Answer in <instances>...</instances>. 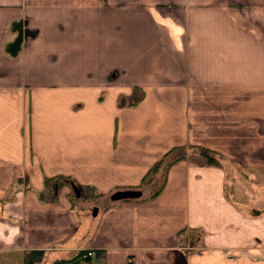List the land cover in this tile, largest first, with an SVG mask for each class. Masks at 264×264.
I'll list each match as a JSON object with an SVG mask.
<instances>
[{
    "label": "crops",
    "instance_id": "crops-1",
    "mask_svg": "<svg viewBox=\"0 0 264 264\" xmlns=\"http://www.w3.org/2000/svg\"><path fill=\"white\" fill-rule=\"evenodd\" d=\"M81 250L264 264V0H0V254Z\"/></svg>",
    "mask_w": 264,
    "mask_h": 264
},
{
    "label": "trees",
    "instance_id": "trees-1",
    "mask_svg": "<svg viewBox=\"0 0 264 264\" xmlns=\"http://www.w3.org/2000/svg\"><path fill=\"white\" fill-rule=\"evenodd\" d=\"M199 152L200 154L204 155L209 162H215L214 157H213L214 155H212L213 154L212 152L206 149H202V148L199 149ZM163 162H164V158L156 162L153 165V167H151L147 175H145V177L143 178V183L149 181L150 175L153 176L156 173V171L160 168V166L163 165ZM17 181L18 179L15 180V184ZM42 254H43L42 251L27 252L25 254V259H24L25 264H36L41 259ZM34 260L36 261L34 262ZM90 261H91V252L86 251V250H81V251H78L73 257H71L68 260V264H90Z\"/></svg>",
    "mask_w": 264,
    "mask_h": 264
},
{
    "label": "rangeland",
    "instance_id": "rangeland-1",
    "mask_svg": "<svg viewBox=\"0 0 264 264\" xmlns=\"http://www.w3.org/2000/svg\"><path fill=\"white\" fill-rule=\"evenodd\" d=\"M162 168H164V167H162ZM155 179H156L157 182H160V180H161V172L158 171L155 174ZM105 201L107 202L108 198H106ZM104 203L105 202H102V200H99V201L96 202V204H94L95 205L94 208L97 209L96 206H102V204H104ZM77 206H79V207H87V206H90V205L79 203V204H77ZM93 209L90 211L91 214H93ZM24 259L25 258H22L21 256H19L17 254H13V253H9L7 255L6 254L5 255L4 254H0V264H25V260ZM35 261L36 260H34V262ZM52 263L53 264L56 263V257H50V259L47 258V257H41L39 262H37L36 264H52Z\"/></svg>",
    "mask_w": 264,
    "mask_h": 264
},
{
    "label": "water",
    "instance_id": "water-1",
    "mask_svg": "<svg viewBox=\"0 0 264 264\" xmlns=\"http://www.w3.org/2000/svg\"><path fill=\"white\" fill-rule=\"evenodd\" d=\"M141 195L140 191H118L110 196L112 201L126 200L131 198H137ZM93 215H96V210L93 211Z\"/></svg>",
    "mask_w": 264,
    "mask_h": 264
}]
</instances>
